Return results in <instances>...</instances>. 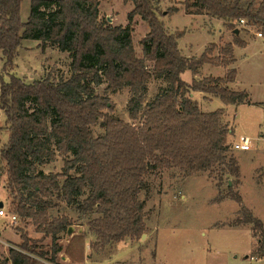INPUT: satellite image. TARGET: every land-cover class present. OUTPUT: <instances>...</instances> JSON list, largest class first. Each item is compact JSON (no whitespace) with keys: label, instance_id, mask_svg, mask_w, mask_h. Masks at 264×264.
I'll list each match as a JSON object with an SVG mask.
<instances>
[{"label":"trees","instance_id":"trees-1","mask_svg":"<svg viewBox=\"0 0 264 264\" xmlns=\"http://www.w3.org/2000/svg\"><path fill=\"white\" fill-rule=\"evenodd\" d=\"M23 1L0 0L4 70L12 66L23 40H35L43 49L53 46L69 53L71 74L58 80L49 75L31 84L12 76L0 88V112L9 132L0 154L10 213L53 241L49 252L21 234L19 247L11 248L0 264H39V259L57 263L62 251L57 240L72 224L67 216L52 217L50 211L64 203L80 214L100 216L89 222L95 236L91 248L96 252L126 239H141L147 232L148 212L147 201L140 196L151 170L175 169L189 178L224 167L239 175L238 161L227 157L232 144L225 110L203 112L192 96L200 92L225 105L250 104L247 93L228 86L236 81V69H229L223 78L195 79L192 84L181 76L187 70L196 76L207 63L230 66L235 61L234 45L244 46V41L236 36L220 49L216 60L205 52L189 61L178 47L182 34L169 33L159 20L163 0H124L134 6L128 19L140 17L149 27L140 42V57L134 27L112 26L101 19L100 0H32L26 22L21 20ZM182 6L189 15L221 20L234 32L245 19L264 36V0H184ZM152 79L165 86L148 100ZM104 83L106 89L99 95L96 89ZM125 88L131 93L127 110L133 123L113 116L115 107L108 96ZM98 124L103 133L94 137L92 127ZM58 158L64 159L63 172L44 173L41 168ZM87 189L90 193L83 198ZM227 197L241 205L247 218L242 223L253 225L255 237L257 231L262 236L263 223L242 205L240 194L230 190ZM262 237L256 251L260 258H264Z\"/></svg>","mask_w":264,"mask_h":264},{"label":"rangeland","instance_id":"rangeland-1","mask_svg":"<svg viewBox=\"0 0 264 264\" xmlns=\"http://www.w3.org/2000/svg\"><path fill=\"white\" fill-rule=\"evenodd\" d=\"M31 1L24 0L22 3V22L29 18ZM183 1L163 0L159 20L169 33L182 34L178 39V47L189 61L200 59L205 52H210L209 56L216 60L220 56V49L234 42V31L228 27L224 29L219 20L203 15H189L182 6ZM173 7H177L179 11L172 12ZM133 8L132 3L125 4L124 0H100V18L107 19L112 26L132 25L136 50L143 57L140 42L149 33V27L140 17H135L132 21L128 19ZM242 29L243 35L240 38L248 44L234 45V63L228 67L207 63L197 75L200 80L207 78L209 73L212 76L208 77H223L226 73L223 72L224 69L228 71L233 67L237 72L235 82L240 91L247 93L250 101L264 103V40L257 36L262 30L255 26ZM211 45L217 49L212 50ZM71 62L69 53L60 51L58 47L47 46L43 49L40 41L23 40L12 66L6 71V60L0 53V88L3 83L10 82L12 76L27 84L43 80L49 75L56 80L67 78L71 74ZM151 64L148 63L150 69ZM182 77L183 81L191 83L194 75L187 70ZM161 85L164 82L153 80L149 84L147 99H153ZM106 86V83L102 84L96 92L103 95ZM108 96L115 107L113 116L133 123L127 110L130 90L125 88L117 93H109ZM196 98L203 112L225 109L229 124L234 127L231 144L238 142L241 137L251 139L250 151L232 150L227 156L237 157L239 175L230 174L224 167L216 168L212 174H199L189 178H184L175 169L151 170L146 176L148 187L140 196L141 200L147 201V232L141 239L125 240L135 241L136 244L132 245L130 242L118 249H109L104 254H98L102 251L100 250L97 256L93 255L96 251H91L90 248L91 241L95 242V236L92 237L89 232L83 234V229L88 228L90 231L89 222L100 216L95 213L80 214L74 207L60 204L59 208L50 211V215L67 216L74 231L71 235L68 232L60 234L57 243L62 246V251L57 263L67 264L66 260H61V256L68 255L77 264H264V258L258 257L256 253L262 236L264 241V230L262 236L257 231L255 237L253 225L242 223L247 218L240 212L241 205L227 197L230 190L239 193L242 205L264 226V106L225 105L218 97L204 103L200 94ZM29 106L32 107L31 104ZM5 123L6 117L0 112V150L9 139ZM99 124L92 127L94 137L103 133ZM135 124L138 126L140 121ZM63 167L64 159L58 158L56 162L41 169L46 174H61ZM6 182L5 164L0 154V203H4V209L10 214L11 198L5 188ZM89 193L90 189H87L83 198ZM9 223L10 218L0 217V236L5 241L0 244V251L7 242H12L14 249H17L22 242L15 244L21 239L18 234H28L37 241L39 247L51 252L52 238H44L43 234L35 232L30 222L22 223L17 220L14 227H10ZM9 249L11 247H8L6 255H2L0 263L9 254Z\"/></svg>","mask_w":264,"mask_h":264},{"label":"crops","instance_id":"crops-1","mask_svg":"<svg viewBox=\"0 0 264 264\" xmlns=\"http://www.w3.org/2000/svg\"><path fill=\"white\" fill-rule=\"evenodd\" d=\"M29 16H30V14H29ZM194 16V15H193ZM211 19H213V18H211ZM214 20H218V19H214ZM219 21H221V20H219ZM221 24L223 25V28L224 29H227V27L225 26V24H224V22L223 21H221ZM243 29L241 28V29H238V31H239V33L238 34H236V32H234V35L235 36H237V37H242V35H243V31H242ZM241 39V38H240ZM258 39H260V38H258ZM242 41H244L243 39H241ZM262 40H264V36L262 37ZM248 42V41H247ZM233 43V42H232ZM246 44H248V43H246ZM234 66V65H233ZM232 69H233V67H232ZM225 71H223V72H226L227 73V70L226 69H224ZM226 73H225V75H226ZM183 75V74H182ZM225 75L223 76V77H225ZM208 76H212L210 73L208 74ZM207 76V77H208ZM182 77V76H181ZM221 77V76H220ZM223 77H221V78H223ZM183 78V77H182ZM200 80V77L198 76V75H196V76H194V78H193V80H192V82L191 83H188V84H192L193 83V81L194 80ZM153 80H155L156 81V79H153ZM153 80H151L150 82H149V84L153 81ZM183 80V79H182ZM158 81V80H157ZM159 81H162V80H159ZM163 82V81H162ZM187 83V82H186ZM149 84H148V92H149ZM163 86H165V83H164V85H161V87H163ZM229 86V88L231 89V90H233V91H240V89L238 88V86H237V82H234V83H232V84H229L228 85ZM158 93V92H157ZM197 94H200L201 96H202V98H203V102L204 103H208V102H210V101H212L214 98H216V97H213V96H209V95H205V94H203V93H200V92H196V93H193L192 94V96H193V98L195 99V100H197V101H199L197 98H196V96H197ZM149 100V99H148ZM150 100H152V98L150 99ZM250 104H253V105H255V106H264V103L263 102H255V101H253V100H251L250 101ZM234 106H236V105H234ZM238 106V105H237ZM200 109H201V106H200ZM225 110V109H224ZM213 112V111H212ZM227 117H228V115H227V113H226V111H225V116H224V121H225V123H227L228 125H229V129H230V131H231V134H230V136H229V141L231 142L232 140H233V131H234V127H233V124H229V120L227 119ZM249 138V137H248ZM251 150V149H250ZM249 150V151H250ZM236 159H237V157H236ZM238 161V160H237ZM47 166V165H46ZM3 209H4V203H3V207H2ZM1 209V208H0ZM5 210V209H4ZM5 212H6V210H5ZM7 213V212H6ZM11 214V213H10ZM90 233L91 235H92V237H93V234L90 232V231H88V228H84L83 229V234H85V233ZM18 234V233H17ZM89 234V235H90ZM19 235V237L21 238V235L20 234H18ZM74 236V235H73ZM1 237V236H0ZM2 239V238H1ZM126 240H130V239H126ZM21 242V239L19 240V242L18 243H15V244H19ZM92 242H93V240L91 241V244H92ZM131 242V243H130ZM12 242H7L5 245V248L3 249V250H1L0 251V259H1V257H2V255H6V253L8 252V247H11V248H15V246L14 245H12L11 244ZM128 243H130V244H136L135 243V241H123V242H120V243H117V244H110V245H108L104 250H102L101 252H94L93 253V255L94 256H97V253L98 254H104L107 250H109V249H112V248H119L120 246H122V245H125V244H128ZM91 244H90V248H91ZM17 247V246H16ZM10 250V249H9ZM91 251H93V249L91 248ZM8 256V255H7ZM6 256V257H7ZM99 256V255H98ZM5 257V258H6ZM4 260V259H3ZM61 260H66L67 262V264H77L76 262H75V260H74V258L72 259L71 258V256H68V255H66L65 257H63V256H61ZM46 261H48V260H46Z\"/></svg>","mask_w":264,"mask_h":264},{"label":"built area","instance_id":"built-area-1","mask_svg":"<svg viewBox=\"0 0 264 264\" xmlns=\"http://www.w3.org/2000/svg\"><path fill=\"white\" fill-rule=\"evenodd\" d=\"M238 25H239L238 27H240V28L249 27L248 23H247V21L245 19H241L238 22ZM257 36L259 38H262L263 37L262 32H259L257 34ZM251 146H252L251 139L245 136V137H241L238 142H235V143L232 144V150H235V151H249L251 149ZM0 217L10 218V223H9L11 225L10 227H14V225L17 223V217L14 214L6 213L3 208L0 209ZM4 242L5 241H3V239H1V237H0V244H2ZM38 261L43 263V264H59V263H53V262L46 261V260H41V259H39Z\"/></svg>","mask_w":264,"mask_h":264},{"label":"water","instance_id":"water-1","mask_svg":"<svg viewBox=\"0 0 264 264\" xmlns=\"http://www.w3.org/2000/svg\"><path fill=\"white\" fill-rule=\"evenodd\" d=\"M236 32V34H238L239 33V31L238 30H236L235 31ZM3 207V203H0V208H2ZM73 231H74V228H72V227H70L69 229H68V235H71L72 233H73Z\"/></svg>","mask_w":264,"mask_h":264}]
</instances>
